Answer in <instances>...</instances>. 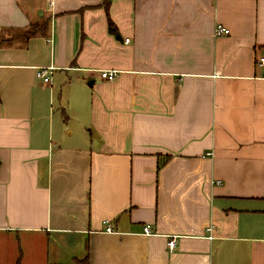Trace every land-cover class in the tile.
Instances as JSON below:
<instances>
[{
    "label": "crops",
    "instance_id": "crops-1",
    "mask_svg": "<svg viewBox=\"0 0 264 264\" xmlns=\"http://www.w3.org/2000/svg\"><path fill=\"white\" fill-rule=\"evenodd\" d=\"M103 1L0 0V264H264V0Z\"/></svg>",
    "mask_w": 264,
    "mask_h": 264
},
{
    "label": "built area",
    "instance_id": "built-area-1",
    "mask_svg": "<svg viewBox=\"0 0 264 264\" xmlns=\"http://www.w3.org/2000/svg\"><path fill=\"white\" fill-rule=\"evenodd\" d=\"M230 33H231V30L222 24L217 25V27L215 29V35H217V36L228 35ZM126 41H129V39H126ZM258 64H259V67L261 68L262 76L264 77V57L259 59ZM53 70H54L53 66L40 68L37 70V77L39 79H41L46 84L50 83ZM117 74H118V71H116V70H103V71H101L102 79L107 80V81L115 80V78L117 77ZM217 183H220V181H217ZM103 223L106 226L107 232H109V233L114 232V228L111 225L110 220L106 219V220H104ZM212 230H213L212 225L207 228V231H209V232H211ZM144 232L146 234H151V230L149 227H145ZM176 243H177V241L175 238H173L169 241L168 246H169V249L171 251L176 249Z\"/></svg>",
    "mask_w": 264,
    "mask_h": 264
},
{
    "label": "trees",
    "instance_id": "trees-1",
    "mask_svg": "<svg viewBox=\"0 0 264 264\" xmlns=\"http://www.w3.org/2000/svg\"><path fill=\"white\" fill-rule=\"evenodd\" d=\"M111 1L112 0H104L103 1V6H105L107 10L110 7ZM109 31L111 33H115L117 31V27L115 26V24L112 22L111 19H109ZM169 158H170V155H167L165 157V159L163 161H161V163L159 164V167H161L163 164H165L167 162V160H169Z\"/></svg>",
    "mask_w": 264,
    "mask_h": 264
}]
</instances>
